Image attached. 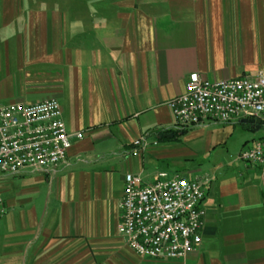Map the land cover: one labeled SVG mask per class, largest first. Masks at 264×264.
<instances>
[{
	"label": "crops",
	"instance_id": "0c3cea01",
	"mask_svg": "<svg viewBox=\"0 0 264 264\" xmlns=\"http://www.w3.org/2000/svg\"><path fill=\"white\" fill-rule=\"evenodd\" d=\"M260 70L264 0H0V105L56 99L82 132L54 169L0 177V264H264V170L238 158L264 129L180 130L168 108L192 73ZM160 171L204 182L202 242L178 260L117 232L124 175Z\"/></svg>",
	"mask_w": 264,
	"mask_h": 264
},
{
	"label": "built area",
	"instance_id": "2783aa9c",
	"mask_svg": "<svg viewBox=\"0 0 264 264\" xmlns=\"http://www.w3.org/2000/svg\"><path fill=\"white\" fill-rule=\"evenodd\" d=\"M174 126L180 130L208 122L264 121V70L253 78L208 81L188 76L183 94L168 102ZM58 100L36 104L0 105V177L24 169L46 172L65 162L71 139ZM132 141L133 153L144 146ZM243 162L264 170V135L238 153ZM202 179L160 171L149 182L139 174L124 175L117 232L136 254L155 260H178L197 250L202 242L205 210ZM7 212L0 193V217Z\"/></svg>",
	"mask_w": 264,
	"mask_h": 264
},
{
	"label": "water",
	"instance_id": "95a60500",
	"mask_svg": "<svg viewBox=\"0 0 264 264\" xmlns=\"http://www.w3.org/2000/svg\"><path fill=\"white\" fill-rule=\"evenodd\" d=\"M244 124H248L251 127H255L256 129L262 128L264 129V121L260 119H248L242 121Z\"/></svg>",
	"mask_w": 264,
	"mask_h": 264
},
{
	"label": "rangeland",
	"instance_id": "374dc122",
	"mask_svg": "<svg viewBox=\"0 0 264 264\" xmlns=\"http://www.w3.org/2000/svg\"><path fill=\"white\" fill-rule=\"evenodd\" d=\"M253 133H254L255 136H261V135L264 134V130H260V129L259 130H255V131H253ZM171 172H173V171H171ZM175 173H178V174H181L182 175V172H180V171H177Z\"/></svg>",
	"mask_w": 264,
	"mask_h": 264
}]
</instances>
